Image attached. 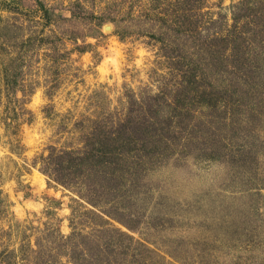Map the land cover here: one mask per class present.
I'll return each instance as SVG.
<instances>
[{"label":"rangeland","instance_id":"rangeland-1","mask_svg":"<svg viewBox=\"0 0 264 264\" xmlns=\"http://www.w3.org/2000/svg\"><path fill=\"white\" fill-rule=\"evenodd\" d=\"M0 264H264V0H0Z\"/></svg>","mask_w":264,"mask_h":264},{"label":"trees","instance_id":"trees-1","mask_svg":"<svg viewBox=\"0 0 264 264\" xmlns=\"http://www.w3.org/2000/svg\"><path fill=\"white\" fill-rule=\"evenodd\" d=\"M155 17H157L158 19L161 17V14H157V15H154ZM112 140H115V138H113V137H110ZM117 139H119V138H117ZM101 143V142H100ZM98 141H97V146H92L90 149H88L87 150V152L85 153L86 155L84 156L83 155V157H76L77 158V160H79V162H77L76 164H78V163H80V164H88L87 162H86V159L88 158H91V159H93V158H96V157H98V159L97 160H95L92 164L90 163V165H93V166H95V170H97V173H98V169L97 168H99V167H101L102 165H103V159H102V156L100 155V156H98L100 153H102V149H103V146L100 144ZM129 149V148H128ZM130 150V149H129ZM103 154V153H102ZM72 163H73V160H72ZM89 165V164H88ZM111 166V165H110ZM99 171H102V169L101 168H99ZM102 173H104V171L102 172ZM55 180H57L56 178H55ZM59 181H63V180H61V178L59 179ZM23 252H24V250H23ZM25 258V257H24Z\"/></svg>","mask_w":264,"mask_h":264}]
</instances>
